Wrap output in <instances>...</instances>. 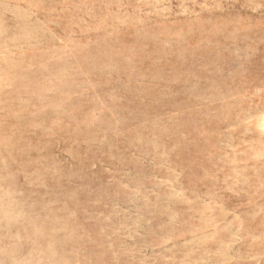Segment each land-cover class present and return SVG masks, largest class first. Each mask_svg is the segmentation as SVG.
Here are the masks:
<instances>
[{
    "label": "rangeland",
    "instance_id": "obj_1",
    "mask_svg": "<svg viewBox=\"0 0 264 264\" xmlns=\"http://www.w3.org/2000/svg\"><path fill=\"white\" fill-rule=\"evenodd\" d=\"M0 264H264V0H0Z\"/></svg>",
    "mask_w": 264,
    "mask_h": 264
}]
</instances>
